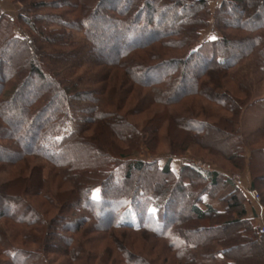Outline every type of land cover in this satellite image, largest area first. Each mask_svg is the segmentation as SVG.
Instances as JSON below:
<instances>
[{
	"label": "trees",
	"instance_id": "16d2710c",
	"mask_svg": "<svg viewBox=\"0 0 264 264\" xmlns=\"http://www.w3.org/2000/svg\"><path fill=\"white\" fill-rule=\"evenodd\" d=\"M256 2L18 0L16 17L0 15V171L20 173L0 182V264H53L49 254L64 256L60 264H264L246 195L184 153L216 148L249 172V189L259 181L253 170L264 173V147L252 166L264 128L249 143L241 136L252 100L233 72L247 60L264 70L256 14L264 0ZM208 27L213 38L201 39ZM225 79L237 90L223 88ZM30 159L41 165L29 177ZM30 196L55 216L44 218ZM127 209L136 224L121 219Z\"/></svg>",
	"mask_w": 264,
	"mask_h": 264
},
{
	"label": "rangeland",
	"instance_id": "374dc122",
	"mask_svg": "<svg viewBox=\"0 0 264 264\" xmlns=\"http://www.w3.org/2000/svg\"><path fill=\"white\" fill-rule=\"evenodd\" d=\"M217 0H209V4H210V8H212L214 6V4L216 3ZM251 1V0H250ZM260 0H257V2L255 3V6H257V3ZM248 3V1H247ZM258 7V6H257ZM20 10V5L18 3V0H0V15H7L9 17H16L18 14V11ZM256 10H252V13H254ZM256 14H259V16L261 17V22H264V12H260V10H257ZM16 34L20 33V30H16ZM259 33L264 35V30H260L258 31ZM257 33V32H256ZM241 34L243 35L244 33H239L237 32V35ZM82 38V34L78 33V32H74L73 33V39L75 41H80V39ZM203 38H213L212 32H211V27H208L206 30L202 31V37ZM122 39H118V42H120ZM100 49L104 48L103 46H99ZM97 47V49H99ZM101 53V51H97L93 53V56L95 58H101L103 57V55ZM201 66H197V69L200 68ZM119 72V74L121 73V71L117 70ZM235 77L237 79V81H239L242 85H244L245 89L248 90L251 95H250V99L252 100L250 102L249 105H247L246 107L250 106L247 108L246 112L244 113V116H242V112L243 110L246 108H244L240 114L239 117V126H240V132H241V136L243 138H245V140L247 141V143L251 142L253 140V137L251 136V134L253 132H255L254 130L258 127H262L263 126V120H264V70H260L259 68L256 67V65L254 64V62L252 60H247L246 62H244L242 65L238 66L235 70H233ZM126 75V74H125ZM127 78V76H126ZM128 79V78H127ZM226 85L223 86V88H229L232 90H237L235 84L229 79L226 80L225 82ZM189 100V99H188ZM200 101V100H199ZM200 104H203V101H201ZM203 105H206V103H204ZM157 109L159 108L158 106H155L154 108ZM179 113H184V108L182 110H180ZM262 113V115H261ZM148 113L145 114H139L137 116V118L133 119L131 118L132 121H134L137 124L141 123V120H143L145 117H147ZM263 117H261V116ZM260 118L261 121H260ZM22 121H20L21 123ZM166 129V126H165ZM180 135V133H179ZM174 140L175 137L172 136ZM180 137V136H179ZM254 146H252L253 149H259L257 147H264V139L262 141H260L258 144H253ZM168 145L167 143L165 144V142L163 144H160V146L157 147L156 152L159 153L157 159H159L158 164H162L163 160L166 158L167 159V154H168ZM254 150V154H253V159H252V166L255 167V165H261L262 161H261V155L258 153V150ZM185 154H191L194 155L196 157H192L190 156L192 159H195L193 161V163H201L204 164L206 167H210L211 169H215L217 171H219L220 173L224 174L227 178L230 175H238L241 177V182H242V187L244 188H249L248 184L251 181V176L249 174V172L247 170H242V171H238L237 169H234L232 167H230L229 163L223 159V157H221L218 152L217 149L214 148V150L212 149H208L205 148L203 146H197V145H191V147L188 149V151L184 152ZM144 155V153L142 154V156ZM141 156V157H142ZM247 157H249V154L246 155ZM143 158H146L147 160H152L153 157L151 156H143ZM187 158V157H186ZM160 162V163H159ZM173 164L175 165V168L178 169V167L181 165L180 163V158L177 159H173L172 160ZM41 162H36L33 159L29 160V169H25L24 172L22 173L24 176H31L32 173V166L33 165H41ZM172 164V166L174 167V165ZM20 165H24V163L19 164L18 166L20 167ZM5 168V170L0 171V182L6 181L9 178H12L19 173L18 171V167L15 166H3ZM253 170V169H252ZM16 171V172H13ZM30 173V174H29ZM253 174L255 176V178H258V180L260 181L261 178L264 177V173H258L257 171L253 170ZM51 175H53V173H51L49 168H44L43 170V175L44 178H49ZM29 176V177H30ZM256 182L257 187L255 188H250V189H254L259 193H263L262 195L264 196V188H262L263 184H261L260 182ZM264 182V181H263ZM232 183V182H231ZM248 186V187H247ZM92 196L93 198H98L99 197V189L95 188L92 192ZM177 197H179V194H176ZM27 199H29V201L34 205V207L38 208V210L44 214V218L47 219H52L55 216V212L48 210L47 211V206L44 203L43 199L39 196H30ZM247 200V199H246ZM259 202V201H258ZM246 203V202H245ZM126 216L122 217L121 219L124 220L125 222L131 223V224H136V217L134 215V213L131 210L127 209L126 212ZM254 224V223H253ZM261 231L262 228H264L263 226L258 227ZM262 233V232H261ZM50 240V238H49ZM54 245H59V242L55 243ZM23 247H25L26 249H34L33 245H23ZM104 247L101 246L99 248H97L98 252H101ZM159 249V248H158ZM157 251L154 250L152 253L147 254L146 257H148L150 260L151 259H155V255H156ZM48 258L50 260H52L53 264H60L63 259L64 256L60 255H53V254H49ZM205 261V263L207 264H213L212 262L208 261V260H203ZM154 264H162L161 261H155Z\"/></svg>",
	"mask_w": 264,
	"mask_h": 264
},
{
	"label": "crops",
	"instance_id": "0c3cea01",
	"mask_svg": "<svg viewBox=\"0 0 264 264\" xmlns=\"http://www.w3.org/2000/svg\"><path fill=\"white\" fill-rule=\"evenodd\" d=\"M219 1L220 0H217L216 3H218ZM248 107H250V106H248ZM248 107H246L243 110L242 116H244V113L246 112V110H247ZM261 115H262V113H261ZM262 118H260V121H261ZM263 128H264V124H263L262 127H258L254 131H256L257 129H263ZM247 154H249V151L248 150H247ZM185 161H187V158L186 157L180 158V163L181 164L184 163ZM172 164H173V162L171 163V166H172ZM172 168L175 170L176 169L175 168V165H174V167L172 166ZM249 184H248V186H249ZM246 197H247V202L245 203L246 217L249 218V219H251L256 227H261V226L264 227V208L260 205L259 202H255V201L251 200L247 195H246Z\"/></svg>",
	"mask_w": 264,
	"mask_h": 264
},
{
	"label": "built area",
	"instance_id": "2783aa9c",
	"mask_svg": "<svg viewBox=\"0 0 264 264\" xmlns=\"http://www.w3.org/2000/svg\"><path fill=\"white\" fill-rule=\"evenodd\" d=\"M197 166H199L202 169H206L207 167L204 164H201L199 162L196 163ZM228 179L239 189H241L245 195H247L251 200L258 202L259 201V194L254 189L244 188L242 187L241 177L238 175H230ZM261 232L264 233V228L261 229Z\"/></svg>",
	"mask_w": 264,
	"mask_h": 264
}]
</instances>
